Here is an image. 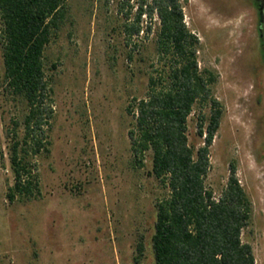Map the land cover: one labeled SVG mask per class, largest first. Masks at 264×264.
I'll return each mask as SVG.
<instances>
[{"label": "rangeland", "instance_id": "rangeland-1", "mask_svg": "<svg viewBox=\"0 0 264 264\" xmlns=\"http://www.w3.org/2000/svg\"><path fill=\"white\" fill-rule=\"evenodd\" d=\"M118 1L68 0L67 16L45 50L51 127L45 148L27 156L36 163L37 186L33 195L14 200L8 196L15 183L10 156L25 134L28 106L5 87L0 42V264H135L142 235V264H155V204L166 190L152 174L151 153L144 167L134 163L127 106L145 94L151 71L162 68L159 20L132 50ZM255 1L182 4L200 39L199 65L216 72L213 91L223 106L206 182L219 196L236 166L253 207L243 240L264 264V48ZM209 116L210 105L199 102L189 117L195 147L204 140L198 122Z\"/></svg>", "mask_w": 264, "mask_h": 264}, {"label": "trees", "instance_id": "trees-1", "mask_svg": "<svg viewBox=\"0 0 264 264\" xmlns=\"http://www.w3.org/2000/svg\"><path fill=\"white\" fill-rule=\"evenodd\" d=\"M118 11L132 50L140 46L137 39L149 38L155 18L159 20L162 68L151 71L145 94L127 106L134 119L129 130L134 163L144 167L151 153L152 174L166 190L155 204V264H257L252 244L243 240L253 207L236 166L231 165L219 196L206 182L223 106L213 91L216 72L199 65L200 39L185 21L182 0H119ZM67 12L68 0H0L5 87L28 106L25 134L14 141L10 156L15 178L8 192L11 200L33 195L37 186L36 163L27 156L45 148L54 113L45 50ZM199 102L210 105V116L198 122L204 140L195 147L189 139V117ZM136 252L135 264H142L143 235Z\"/></svg>", "mask_w": 264, "mask_h": 264}, {"label": "flooded vegetation", "instance_id": "flooded-vegetation-1", "mask_svg": "<svg viewBox=\"0 0 264 264\" xmlns=\"http://www.w3.org/2000/svg\"><path fill=\"white\" fill-rule=\"evenodd\" d=\"M255 6L259 17V34L261 39V45L264 48V0H256Z\"/></svg>", "mask_w": 264, "mask_h": 264}]
</instances>
